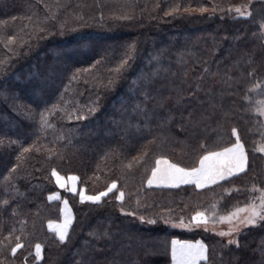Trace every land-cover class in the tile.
Here are the masks:
<instances>
[{"label":"trees","instance_id":"1","mask_svg":"<svg viewBox=\"0 0 264 264\" xmlns=\"http://www.w3.org/2000/svg\"><path fill=\"white\" fill-rule=\"evenodd\" d=\"M213 3L219 10L211 16L188 13L183 7L177 14L165 15L176 4L192 9L206 5L211 12ZM229 5H248L252 15L238 16L234 7L228 11ZM262 18L264 0H0V27L4 28L0 32V60H4L0 65V138L5 141L0 144V180L18 163L21 148L36 142L19 161V192L5 195L0 187V200H10L8 206L0 204L4 224L0 247L7 248L6 237L13 226V239L20 236L25 241L14 256L6 251L5 257L13 264L25 260L26 264H77L81 258L77 252L85 241L93 240V264H170L171 240L179 239L201 240L208 246L202 264H260L264 227L242 229L235 240L241 245L237 248L205 229L190 226L186 230L178 223L197 210L225 215L250 200L249 188L253 190L254 184L264 188V154L257 151L264 132L253 128L254 120L257 127L260 120L245 99L247 95L255 103L264 96L252 90L258 80L259 89L264 87V38L258 29ZM5 36L14 37L11 51L4 46ZM157 56L177 72L176 87L161 93L166 99L159 115L172 117L163 123L155 116L146 122V113L133 111L141 74L155 67L153 57ZM125 57L126 65L118 69ZM234 61H239V72L232 67ZM205 64L212 73L219 70L204 81L209 89L220 90L225 71L239 75V83L233 82L228 88L231 94L225 97L231 116L222 130L216 129L218 116L204 89L193 91ZM252 69L255 76L243 74ZM163 83L158 80L157 86ZM44 101L65 108L49 117L54 127L46 138L37 132ZM147 106L152 108L150 102ZM92 107L96 111L89 114ZM188 110L194 120L202 114L211 117L207 135L202 126L194 129L185 121ZM69 113L83 114L85 119L68 120ZM232 126L237 127L248 154L243 173L204 189L147 185L157 157L181 167L197 166L204 151L235 141ZM61 134L65 139L56 140L55 147L62 151L51 157L46 151H35L36 146L52 148V141ZM9 140L17 143L9 144ZM53 167L63 176L76 175L78 186L87 194L103 191L112 180L117 188L98 204L81 202L77 194L57 186ZM225 188L232 191L224 192ZM120 190L124 200L116 201ZM53 192L59 195L57 200L48 199ZM65 199L74 219L69 238L60 242L47 222L61 220ZM97 228L107 229L108 236L95 241L90 233ZM36 243L42 245L40 260L35 259Z\"/></svg>","mask_w":264,"mask_h":264},{"label":"snow or ice","instance_id":"2","mask_svg":"<svg viewBox=\"0 0 264 264\" xmlns=\"http://www.w3.org/2000/svg\"><path fill=\"white\" fill-rule=\"evenodd\" d=\"M45 7H49V5H45ZM56 7L63 8L64 4H57ZM159 7V5H157ZM184 8L185 12L191 13L193 11H199L200 13H207L209 16L212 15L213 12L219 10V6L213 3L212 11L209 12L208 7L206 5H200L197 9H192L191 6L184 7L180 4L174 5L169 11L165 12V15L177 14L180 12L181 8ZM235 8V12L242 17H250L252 14L248 9V5H229L228 11L231 12ZM44 19H48L45 17ZM52 19H55L53 16ZM121 19H131V17H121ZM64 24L61 23L60 27L64 28ZM259 36L264 38V18H262L258 22ZM43 31V29H40ZM4 28L0 27V32H3ZM256 35V34H253ZM14 40L12 36L4 37V46L9 48V44ZM21 44L24 43L23 40L20 41ZM264 48V45H261ZM12 49L9 48V51ZM251 59V58H250ZM4 60H0V65H3ZM127 57L124 60L120 61V65H118V69L121 65H126ZM153 63L155 67H153L148 73H142L139 84L137 86L138 99L136 103L133 105V111L138 112L140 114L145 115V121L147 122L153 116L157 119L166 121L168 119H172L171 116L161 117L159 112L164 109V101L166 97H164L161 93L163 90H172L176 87V77L177 72L173 71L170 66H165L162 58L160 56L153 57ZM219 63V62H218ZM233 68H236L239 72V61H234ZM86 71V70H85ZM186 74V73H185ZM219 74V70L217 73H212L211 69L204 65L203 74L199 79L195 81L193 91L199 92L202 88L204 89L205 95H207L211 102L212 108L215 115L218 118L214 121L216 125V129L222 130L223 125L228 121L231 116V112L225 106V97L231 93L228 92V88L234 86L233 82L239 83V75H229L227 71L223 73L224 78L220 81V90L216 91L213 89H209L205 87L204 81L208 79L212 75ZM247 76H255L256 71L252 69L249 72L243 73ZM72 79H76L74 75ZM163 80L165 83L157 86V81ZM111 83V81H109ZM261 82L258 80L257 83L252 85V90L261 87ZM245 99L249 101L251 105V110L254 113L259 114L261 118H264V97L256 100L255 103H252L251 97L245 96ZM152 104V108H148V103ZM62 103L66 106L68 104L67 101H62ZM45 107L42 108L39 112V124L37 127V132H39L45 138L48 135V130L53 128L54 125L49 122V117L53 116L59 112H64L65 108L61 107V104H47V101H44ZM180 111V109H177ZM77 109H73V112H76ZM89 114L94 113L96 111L95 107L90 108ZM68 120H83L85 119L83 114L76 115L75 117L69 113L66 117ZM186 122L192 123L193 128L203 127V131L207 135L208 133V121L211 120L210 116L201 115L199 120L193 119V114L191 110H188L187 116L184 117ZM129 127H132L130 124ZM137 129H139V125H136ZM231 136L235 137V141L230 143L227 147L219 148L216 151H204L203 155L199 156V163L194 167H181L177 163H172L164 156H159L155 160V167L151 168V175L147 178V183L149 185L152 184H187L192 183L195 185L196 189H204L208 185H217L220 181H226L227 178L233 177L235 174L242 173L248 167V154L245 151L244 143L241 139L240 134L238 133V129L235 126L230 128ZM40 139V136H37V140ZM65 137L63 134L54 138L52 141V148H41L36 146V152H47V156L51 157L56 152L62 151V149H57L55 147L56 140H64ZM5 143V141L0 138V144ZM7 143H17L16 141H7ZM151 143V142H149ZM36 142L33 145H29L28 148H21L20 154L17 156V164H13L11 169L8 170L6 175H3L2 180H0V187L3 188V192L5 195L12 193L16 194L19 192L18 185L16 181L19 179L20 167L19 161L22 157H24L25 153H28L30 149L35 146ZM257 150L261 153H264V141L257 145ZM147 151V149H145ZM25 175H30V173H25ZM51 175L55 178L56 183L59 187L64 188L66 186L65 178L61 176L60 172L56 170L55 167L51 169ZM68 180L75 182L78 177L76 175H69L67 177ZM117 188V181L112 180L107 187L100 192H97L94 195H85L84 189L81 188L79 190L80 200L81 202L88 201L94 204H98L101 202L102 198L107 196L109 192H112L113 189ZM253 189L255 191H259L262 195L259 197L257 202L256 199H251L248 203L244 204L242 207H236L232 211L227 212L226 215H220L219 221L224 222L227 221L229 227L227 231H221L219 234L221 236H234L237 235L242 228L246 227H264V188H261L257 185H253ZM70 191L75 193L77 188L75 186L70 188ZM224 192H231V188L223 189ZM54 198H58V194L53 192L49 195L48 199L52 200ZM116 201L124 200V192L122 190L119 191V194L115 195ZM0 204L4 206H8L10 204L9 199L0 200ZM63 207L60 209V212L63 216V219L59 222L48 220V228L55 233V237L60 242H65L69 238V229L73 223V214L71 209L68 206V201L65 199L63 201ZM123 213L125 210L123 208L120 209ZM12 214H17V208H12ZM135 215V213H132ZM141 220H144V216H140ZM211 220L213 224L217 222L216 214H212L211 216L207 215L203 211H195L189 222L185 223L183 217L179 219V226L187 228L190 225L199 226L201 222L207 224ZM168 223L169 221H165ZM23 224V221H21ZM149 223H155L154 220H150ZM4 227L2 221H0V229ZM16 231L13 226L12 229L8 232V237L6 240L10 242L7 245V248L0 247V264H13L12 261L8 260L4 253L6 251H10L13 256L17 253L18 249H22L25 245V241L20 237L16 236L13 239V233ZM92 237H94L95 241H99L104 237L108 236V230H101L99 228L93 230L90 233ZM229 245L235 243L236 247L239 248V241H228ZM41 249L42 245L40 243L35 244V259H41ZM96 251L93 245V240L85 241L82 245V251L77 252L81 258L77 262V264H93L91 254ZM261 251V260L260 264H264V247L260 249ZM208 254V246L204 244L203 241L197 240L194 243L189 241H179L173 239L171 241V261L172 264H202V262L207 260ZM26 264V260L24 261Z\"/></svg>","mask_w":264,"mask_h":264},{"label":"rangeland","instance_id":"3","mask_svg":"<svg viewBox=\"0 0 264 264\" xmlns=\"http://www.w3.org/2000/svg\"><path fill=\"white\" fill-rule=\"evenodd\" d=\"M239 16V15H238ZM255 90V94H264V87H262V89H259V88H256V89H254ZM260 98L261 97H264V96H259ZM256 116L259 118V120H260V124H258V127H257V121H255L254 120V124H253V128L255 129V128H257V130H262V132H264V118H261L260 116H259V114H257L256 113ZM263 141H264V139H263ZM258 151V150H257ZM264 154V153H263ZM62 177H64L65 178V183H66V186L64 187V189L67 187V188H71V187H73V186H75L76 188H77V186H78V181L76 180V183L75 182H73V181H70V180H68L67 179V177L69 176H63V175H61ZM263 179V178H262ZM54 180H55V178H54ZM55 183H56V180H55ZM57 184V183H56ZM75 184H77V186L75 185ZM57 186L59 187V185L57 184ZM257 186H259L258 184H257ZM59 188H61V187H59ZM81 188H83V187H79L78 186V191H76L74 194H77L78 196H79V190L81 189ZM249 189H251V191H252V194L250 195L251 197H249L250 198V200L251 199H256L257 200V202H258V200H259V197L262 195V193L261 192H259V191H255L254 189L252 190V188H249ZM115 189H113L112 191H114ZM85 192V191H84ZM71 193H73V192H71ZM110 193V192H109ZM108 193V194H109ZM119 194V193H118ZM85 195H92V194H87V193H85ZM58 198H59V195H58ZM58 198H54V199H52V200H57ZM79 198V200H80V197H78ZM248 198V199H249ZM249 200V201H250ZM64 201V200H63ZM248 201V202H249ZM88 202V201H87ZM247 202V203H248ZM243 205H235L232 209H231V211L234 209V208H236V207H242ZM216 214V217L219 215L218 213H216V212H212L211 213V215L212 214ZM211 215H209V216H211ZM222 215V214H221ZM226 215V214H225ZM220 216V215H219ZM219 216L217 217V222L215 223V224H213L212 222H211V220H209V222L207 223V224H204L203 222H201L200 224H199V226H197V227H200V228H202V229H205V230H207V231H209L210 233H212V234H214V235H216V236H218V237H221V239H223V240H225V241H229V240H233V241H235L236 240V237H237V235H234V236H221L219 233L223 230V231H227V229H228V227H229V224H228V222L227 221H224V222H220L219 221ZM190 218L191 217H189L188 219H186V220H184V222L185 223H188L189 222V220H190ZM59 222V221H58ZM178 225H179V223H178ZM191 227H194V226H192V225H190ZM187 227V228H185L186 230H190V228L191 227ZM184 228V227H183ZM242 229H244V228H242ZM241 229V230H242ZM240 230V231H241Z\"/></svg>","mask_w":264,"mask_h":264},{"label":"crops","instance_id":"4","mask_svg":"<svg viewBox=\"0 0 264 264\" xmlns=\"http://www.w3.org/2000/svg\"><path fill=\"white\" fill-rule=\"evenodd\" d=\"M169 160V159H168ZM170 161V160H169ZM198 163H199V161H198ZM198 165V164H197ZM155 167V166H154ZM246 170V169H245ZM244 170V171H245ZM243 173V172H242ZM239 174H241V173H238V174H235V175H239ZM150 175H151V173H150ZM234 175V176H235ZM75 183H76V181H75ZM76 186H77V184H75ZM147 185L148 186H150V187H167V188H176V187H179V186H183V185H193L194 187H195V185L194 184H192V183H187V184H178V185H174V184H152V185H149L148 183H147ZM208 186H211V185H208ZM207 187V186H206ZM65 189H67V190H69L70 191V188H65ZM77 191H78V186H77ZM71 192V191H70ZM79 197H80V195H79ZM64 205H63V202L61 203V208L63 207ZM69 206V205H68ZM70 208V207H69ZM63 219V216H62V214H61V220ZM52 231V230H51ZM54 232V231H53ZM173 240V239H172ZM171 240V241H172ZM176 240H179V239H176ZM179 241H189V242H195V241H197V240H194V241H192V240H179ZM201 241V240H200ZM205 244V243H204ZM170 255H171V244H170ZM170 264H172V261L170 262Z\"/></svg>","mask_w":264,"mask_h":264}]
</instances>
